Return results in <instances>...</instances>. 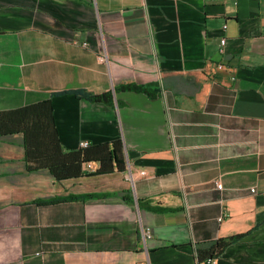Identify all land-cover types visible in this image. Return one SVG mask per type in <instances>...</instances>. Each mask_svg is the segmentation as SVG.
<instances>
[{"label":"crops","instance_id":"0c3cea01","mask_svg":"<svg viewBox=\"0 0 264 264\" xmlns=\"http://www.w3.org/2000/svg\"><path fill=\"white\" fill-rule=\"evenodd\" d=\"M46 99L126 170L57 180L0 137V264H264V0H0V111Z\"/></svg>","mask_w":264,"mask_h":264},{"label":"trees","instance_id":"16d2710c","mask_svg":"<svg viewBox=\"0 0 264 264\" xmlns=\"http://www.w3.org/2000/svg\"><path fill=\"white\" fill-rule=\"evenodd\" d=\"M129 90L149 92L148 88L128 85ZM73 93L91 102H104L112 105L110 92L93 94L87 91H62L54 95ZM21 134L24 157L31 169H46L57 180L83 175V166L88 163L99 165L95 173H110L114 169L126 170L125 149L122 140L97 145L89 144L78 149H65L56 127L54 108L51 99H46L14 110L0 111V137ZM103 195L89 194L86 197ZM124 199L128 200L125 196ZM50 201H42L46 203Z\"/></svg>","mask_w":264,"mask_h":264},{"label":"built area","instance_id":"2783aa9c","mask_svg":"<svg viewBox=\"0 0 264 264\" xmlns=\"http://www.w3.org/2000/svg\"><path fill=\"white\" fill-rule=\"evenodd\" d=\"M223 27H224V29H226L227 28V25H224ZM226 43H227V39L225 37H223L221 39V43H220V46H221L220 47V52L221 53L224 52ZM104 59H105L104 57H100V60L101 61H103ZM220 67H222V66H220ZM161 95H162L163 98L167 99V92H166V90L163 89ZM172 108L173 107H167V111H170ZM88 145H89V143L87 141H84V142H81L80 147H87ZM216 185H217V188L218 189H222V184L220 182H217ZM251 191L252 192H255V188H252ZM222 219H223V217L220 218V220H222ZM149 234H150V231L147 230L146 235L149 236ZM37 254L39 255L41 253L39 252ZM216 262L217 261H216V258L215 257H208L206 259V261H205V264H216ZM195 264H200V263L198 261H196Z\"/></svg>","mask_w":264,"mask_h":264}]
</instances>
